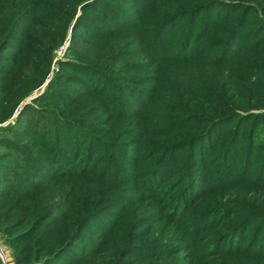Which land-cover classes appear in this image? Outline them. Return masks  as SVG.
<instances>
[{
	"label": "rangeland",
	"instance_id": "1",
	"mask_svg": "<svg viewBox=\"0 0 264 264\" xmlns=\"http://www.w3.org/2000/svg\"><path fill=\"white\" fill-rule=\"evenodd\" d=\"M199 1L0 0L2 264H264V70Z\"/></svg>",
	"mask_w": 264,
	"mask_h": 264
},
{
	"label": "trees",
	"instance_id": "2",
	"mask_svg": "<svg viewBox=\"0 0 264 264\" xmlns=\"http://www.w3.org/2000/svg\"><path fill=\"white\" fill-rule=\"evenodd\" d=\"M236 10L239 12H235ZM187 11L190 10H176L174 12L176 16L172 19L188 15ZM192 11L195 12L194 16L204 15L200 30L206 31V35H213L210 42L205 45L206 49L220 47L216 55L219 61L216 62L215 67L230 64L237 58V55L239 57L243 55L244 57L256 58L255 61L248 62L249 68L254 71L264 70V53L258 50L264 45V0H200L195 4ZM254 50L256 52L251 53ZM252 99L256 105L264 103V96L263 98L255 96ZM260 113L230 111L220 119L228 121L235 118L237 126H239V122H247V120L253 119L255 114ZM213 122L215 121L213 120ZM212 125L207 126L204 132L200 134V140H206L207 136L212 133ZM203 161L198 160L195 165H200ZM156 173L158 171L154 172V174ZM259 217L260 227H256L264 233V211L260 213ZM41 263H45V261ZM0 264H2L1 260Z\"/></svg>",
	"mask_w": 264,
	"mask_h": 264
}]
</instances>
